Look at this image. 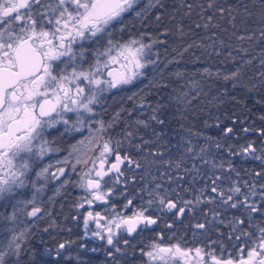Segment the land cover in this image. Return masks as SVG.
I'll return each mask as SVG.
<instances>
[{"label":"trees","instance_id":"obj_1","mask_svg":"<svg viewBox=\"0 0 264 264\" xmlns=\"http://www.w3.org/2000/svg\"><path fill=\"white\" fill-rule=\"evenodd\" d=\"M150 3L154 6L145 8ZM141 9L144 11L140 16L135 12L126 13L123 28L118 23L110 29L111 38L114 42L136 38L152 45L149 59L155 60L156 64H150L144 70L146 75L133 84L104 92L93 108L94 115L89 118L92 123H85L80 132L60 136L52 129L45 133L49 147L54 151L38 161L39 167L33 165L26 187L17 190L21 194L17 199L31 200L35 190L31 180L36 179L35 173L52 165L48 179L37 181V187L44 185L35 201L41 212L30 218L27 212L33 205L25 207L21 204L23 211L17 213L18 221H24L17 227L28 229L18 264L106 262L102 253L89 251L97 245L81 237L86 209L77 207L83 195L78 186L80 176L105 140L110 139L115 150L140 164V168L135 164L124 166V176L120 177L121 182L129 183L123 187L121 196L132 198L135 208L146 204L148 199L141 189L155 188L157 184L174 200L179 193L182 200L195 202V195L201 190L207 189L205 196L212 195V178L215 176L221 177L218 187L225 190L235 182L247 193L245 182L254 184L257 195L252 200L261 202L260 185L264 184V175L257 177L255 173L264 172V164L241 153V148L249 142H254L258 149L256 155H260L259 149L264 147V137L259 134V130L264 129V65L261 64L264 60V10L260 0H138L135 11ZM85 47L93 55L96 45L89 42ZM237 70L239 75L235 79H224ZM192 80L200 87L190 89ZM150 81L160 86L152 87ZM184 91L190 93V103L177 106L171 98ZM133 93L136 96L129 99ZM158 120L164 123L160 124ZM96 121H103L106 131L100 134L103 140L84 157L87 164H77L73 171L75 155L69 158L67 165L58 164L57 161L62 162L69 156L78 141L85 140L87 144L85 138L91 135L89 128L92 132L99 128ZM109 124L111 127H107ZM56 127L63 132L62 126ZM229 127L232 132L225 135L224 130ZM188 146L194 148L192 153L187 152ZM202 148L204 152H201ZM230 165L234 171L229 170ZM60 167L65 168L66 175L59 180L52 179L51 173ZM111 175L113 179L105 178L107 183L114 181L115 174ZM66 179L69 183L65 185ZM103 208L108 215L109 205ZM11 212V206L4 207L0 202V213ZM217 212L220 215L214 218ZM253 216V226L249 227L246 214L241 216L240 211L230 208L225 211L217 197L216 202L201 203L184 214L182 220L187 228L183 239L215 250H220L221 244L228 251L240 244L250 246L251 240L247 238L236 242L235 236L239 232L234 233L232 225L240 218L245 221L244 230L256 233L255 225L264 217ZM2 223L0 221V237L4 235ZM197 224L206 227L198 229L194 227ZM179 234L183 235V231ZM61 243L67 246L57 255ZM16 260V257H10L8 264Z\"/></svg>","mask_w":264,"mask_h":264},{"label":"snow or ice","instance_id":"obj_2","mask_svg":"<svg viewBox=\"0 0 264 264\" xmlns=\"http://www.w3.org/2000/svg\"><path fill=\"white\" fill-rule=\"evenodd\" d=\"M260 5L264 10V0H260ZM137 6L138 0H54V2L49 0L47 4L44 0H0V202H3L4 207L12 208L11 213H0L4 231V235L0 237V264H8L10 257H16L17 260L13 261V264H18L22 241L27 238V227L23 229L17 227L18 223H24L18 221L17 217V213L23 211L20 205L23 204L25 207L33 205L31 211L27 212L30 218L37 217L41 212V208L35 206V201L37 194L43 191L44 185L37 187V181L48 179L51 164L40 168L35 173L36 179L31 180V185L35 189L31 200L17 199L21 195L17 190L26 187L31 179L28 174L33 165L39 167L38 161L48 152L54 151L49 147L50 141L45 138V132L53 129L59 132L60 136L72 131L80 132L85 123L89 125L92 123L89 119L94 115L92 105L100 102L104 92L133 84L146 75L144 70L150 64H156L155 60L149 59L152 45L136 38H129L123 42H114L111 38L110 29L118 23L123 28L122 21L126 13L135 12L136 16L142 14L143 9L135 11ZM153 6L150 3L145 5V8ZM105 37H108L106 42ZM82 41H91L96 45L93 52L95 62L90 64L88 69L80 67L78 70V63L84 60L85 49L80 47V51L77 52L74 45H79ZM57 61L64 64V67L60 68L59 64L54 63ZM261 64L264 65V60ZM115 65H119V68ZM69 67L72 68L70 73L67 71ZM105 72L107 78L104 76ZM238 75L239 70L225 76L224 79H235ZM177 76L181 74L177 73ZM149 84L152 87L160 86L152 81ZM199 87L197 81H190V89ZM189 95L188 91H184L171 99L177 106H181L190 103ZM135 96L136 93H133L129 99ZM68 113L75 114V121L66 115ZM153 119L156 117L153 116ZM157 122L164 123L162 120ZM96 123L99 124V128L95 132L89 128L91 135L85 138L87 144L85 140L78 141L72 146L69 156L62 162L57 161L58 164L67 165L73 155L76 159V163L71 166L73 171L77 164H87L88 161L84 157L93 146L103 140L100 134L106 131L103 121ZM58 124L64 126L63 132L56 127ZM107 127H111V124ZM224 131L227 135L232 132V128H226ZM259 134L264 137V129L259 130ZM116 143L119 146L120 142ZM186 150L192 153L194 148L188 146ZM204 151L202 148L201 152ZM257 151L254 142H249L241 148L243 155L264 164V147L259 149L260 155H256ZM110 156H114V161H109ZM97 159L99 167H95ZM92 163L94 167L80 176L78 186L85 196L84 203L78 204V208H83L84 204L91 207L97 201L107 204V198L113 189L102 191L103 185L107 183L105 178L113 179L111 174H115L114 184H120V177L124 176L122 166L135 164L136 168H140V164L127 154L115 150L110 139L103 142L99 156L93 159ZM106 164L110 166L105 169ZM131 170L129 168V171ZM229 170L235 169L230 165ZM93 172L95 177L92 175ZM64 175L65 168L60 167L57 172L51 173V178L59 180ZM255 175L261 177L264 172H256ZM220 180V176L212 178V195L205 196L204 192L207 189L201 190L195 195V202L182 200L179 193L174 200L167 192L161 191L159 184L155 188L146 186L141 192L147 193V206L142 205L135 209L132 215H121L116 212L111 218L102 216L100 212L93 214L89 211L84 216V227L88 229L89 221L95 222L97 231H93L92 235L100 240H106L107 245L114 249L108 251L107 255L112 257L114 264H120L115 256V253H122L118 246V238H122L123 232L131 237L138 230L142 231L157 224L159 217L154 218L150 214L153 206H157L161 213L170 212L179 218L186 212L193 211L201 203L216 202L218 197L219 204L225 211L230 208L240 211L241 216L246 214L249 227L253 226V214L264 217V203H261L264 202V184L260 185L261 202H256L252 200V197L257 195L254 184L248 185L245 182L248 192L244 193L235 182L226 190L218 187ZM63 183L66 185L69 181L66 179ZM241 195L242 200L239 199ZM133 203L132 199H128L124 208H129ZM112 207L115 209V205ZM219 215L218 212L214 213V218ZM102 220L105 221L104 224H101ZM244 224L243 219L236 218L232 231L239 232V235L235 236L237 243L242 238H247L251 240V246L240 244L236 256L231 253L225 256L223 244L220 247V254L217 255L212 248H190L180 243L164 245L162 242H153L149 246L150 250H141V255L148 258L146 264H264V220L255 225L256 233L244 230ZM195 227L204 229L206 225L197 224ZM229 239H232L231 234ZM123 243L128 245L129 240L123 239ZM66 246V243L59 244L57 255H60L59 250L65 249Z\"/></svg>","mask_w":264,"mask_h":264},{"label":"flooded vegetation","instance_id":"obj_3","mask_svg":"<svg viewBox=\"0 0 264 264\" xmlns=\"http://www.w3.org/2000/svg\"><path fill=\"white\" fill-rule=\"evenodd\" d=\"M48 2L49 0H44L45 4H47ZM89 42L91 41H82L79 43V45H74V48L77 52L80 51V47H83L85 49L84 60L78 63V66H77L78 70L80 67H82L83 69H88L89 65L95 62L93 55L89 54L85 47L86 45H88ZM54 63L59 64L60 68L64 67V64H61L59 61L54 62ZM115 67L119 68V65H115ZM57 71H59V69H57ZM67 71L70 73L72 71V68L69 67ZM104 76L106 77V72L104 73ZM99 151L97 154H95L94 159L99 156ZM92 160L84 172H88L90 169L94 167ZM109 161H114V156H110ZM124 166H129V165H124ZM124 166H122V168ZM95 167H99L98 159L96 160ZM107 167H109V164L105 165V169ZM128 185L129 183H125V182H121L120 184H114V181L107 183L105 184L107 188H105L103 185L102 191L107 192L109 188L113 189L112 194L107 198L108 199L107 204L101 203L99 201L95 202L91 207L87 204H84V207L86 210L82 217L81 237L97 245V247L90 248L89 251H92V249H96L95 252L100 253V254L102 253L106 261L103 264H114L112 257H109L107 255L108 251H114V249H112L110 246L107 245L106 240H100L97 237H94L92 235L93 231H97L96 224L94 221H89V227L88 229H85L84 216L89 211H91L93 214H95L96 212H100V214L102 216H105L106 218H111V216L114 215L116 212H119L121 215H125V214L132 215V212L137 208H135L133 205L129 206V208L127 209L124 208V204L127 203V200L132 199V198H125L121 196L122 194H124L123 187H126ZM84 196H85V193L83 192V195L81 196L80 204L84 203V199H83ZM121 201L123 202L121 203ZM107 205H109L108 211H110L108 215H106V213L103 211L104 210L103 207ZM113 205H115V209H113L112 207ZM143 206H147V205L144 204ZM150 214L154 218L159 217L157 220V224L152 225L149 228L143 229L142 231L138 230L137 233H133L131 237H129L126 232L121 233L122 238H118L119 239L118 246L122 249V253H119L120 256H117V253H115L116 259L120 261V264H146L148 258L146 256L141 255V250L142 249L144 251L150 250L149 246L153 242H162L164 245L180 243L182 246L190 247V248L203 247L202 245H198L197 243H195V241L193 240L183 239V236L186 233L185 228H187V224L184 223L182 220L184 214L180 216L179 218H177L170 212L161 213L157 206H153V208L150 209ZM104 223L105 221L102 220L101 224H104ZM169 225H171V227H169ZM180 231H183V235L179 234ZM123 239H128L129 244L125 245L123 243ZM99 244H101L102 246H99ZM204 248L208 249V247H204ZM238 248L229 250V251L225 250L224 255L227 256L229 253H231L233 256H236ZM215 251L217 255L220 254V250H215ZM244 255L246 256V251Z\"/></svg>","mask_w":264,"mask_h":264},{"label":"rangeland","instance_id":"obj_4","mask_svg":"<svg viewBox=\"0 0 264 264\" xmlns=\"http://www.w3.org/2000/svg\"><path fill=\"white\" fill-rule=\"evenodd\" d=\"M106 78V77H105ZM94 106H95V104L94 105H92V107L94 108ZM67 116H70L71 118H72V120L73 121H75V119H76V116H75V114L74 113H68V114H66ZM57 126H62L63 128H64V126L62 125V124H58ZM52 129H48L45 133H48L49 131H51ZM72 132H75V131H72ZM93 177H95V173L93 172Z\"/></svg>","mask_w":264,"mask_h":264},{"label":"water","instance_id":"obj_5","mask_svg":"<svg viewBox=\"0 0 264 264\" xmlns=\"http://www.w3.org/2000/svg\"><path fill=\"white\" fill-rule=\"evenodd\" d=\"M106 77H107V73H106ZM110 166V165H109Z\"/></svg>","mask_w":264,"mask_h":264}]
</instances>
